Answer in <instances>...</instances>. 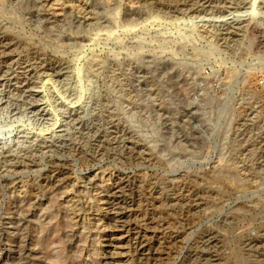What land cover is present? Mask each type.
<instances>
[{"label":"rangeland","instance_id":"rangeland-1","mask_svg":"<svg viewBox=\"0 0 264 264\" xmlns=\"http://www.w3.org/2000/svg\"><path fill=\"white\" fill-rule=\"evenodd\" d=\"M0 264H264V0H0Z\"/></svg>","mask_w":264,"mask_h":264},{"label":"bare ground","instance_id":"bare-ground-1","mask_svg":"<svg viewBox=\"0 0 264 264\" xmlns=\"http://www.w3.org/2000/svg\"><path fill=\"white\" fill-rule=\"evenodd\" d=\"M127 225V224H126ZM130 230V229H129Z\"/></svg>","mask_w":264,"mask_h":264}]
</instances>
